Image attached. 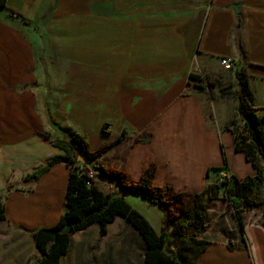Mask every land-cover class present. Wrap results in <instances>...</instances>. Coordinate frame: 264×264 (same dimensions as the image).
Wrapping results in <instances>:
<instances>
[{
    "label": "crops",
    "instance_id": "1",
    "mask_svg": "<svg viewBox=\"0 0 264 264\" xmlns=\"http://www.w3.org/2000/svg\"><path fill=\"white\" fill-rule=\"evenodd\" d=\"M223 56L244 74L264 118V0H7L0 7V228L13 236L0 245L1 253L11 250L7 263L22 256L24 230L53 226L63 214L64 163L37 180L25 177L63 154L52 143L74 133L90 151L107 146L86 161L92 173L107 166L136 181L153 165L154 186L198 193L215 181L222 145L230 174L253 175L234 150L229 123L207 119L210 103L189 78L223 70ZM131 130L142 135L134 144ZM93 175L102 193L155 210L115 180ZM131 227L116 216L104 235L96 223L71 233L60 264L134 263L131 238L141 239ZM243 231V249L222 244L223 252L240 254L235 264H264V228L244 221Z\"/></svg>",
    "mask_w": 264,
    "mask_h": 264
},
{
    "label": "trees",
    "instance_id": "2",
    "mask_svg": "<svg viewBox=\"0 0 264 264\" xmlns=\"http://www.w3.org/2000/svg\"><path fill=\"white\" fill-rule=\"evenodd\" d=\"M6 2L7 0H0V7H5ZM10 14L18 16L14 11H10ZM234 75L240 85L237 112L241 123L239 126L230 123L225 128L233 134L234 150L242 152L253 167V175L239 179L231 174L224 182L216 181L208 184L201 192L188 193L176 192L168 185L154 186L153 165L148 166L135 182L127 181L125 174L118 170L95 167L93 174L115 180L123 192L140 194L163 210L162 231L157 233L149 221L123 197L104 194L93 185V179L86 174V171H91L87 162L82 163L79 158H93L107 146L90 151L85 138L74 133L67 141L52 143L63 154L49 157L42 167L25 177L37 180L51 166L60 162L69 168L63 214L53 226L30 231L39 253L35 264H60V259L69 251L71 233L96 223L99 234L104 235L107 224L116 216L124 218L137 231L143 244L144 264H197L201 253L211 244V241L201 237L206 227V210L210 200L219 198L218 191L221 187L225 190L224 200L233 211L243 240L242 212L264 206V118L256 112L258 107L255 106L253 92L244 74L236 70ZM189 78L197 79L198 75L190 73ZM221 149L223 165L214 167V170L218 172L226 168L229 171L222 145ZM87 180L92 182L91 186L87 185ZM170 207L176 211L173 212ZM4 219V205L0 200V220ZM67 222L71 226V233L60 231ZM260 224L264 228V219ZM225 246L229 251L234 249L230 236L227 237Z\"/></svg>",
    "mask_w": 264,
    "mask_h": 264
},
{
    "label": "rangeland",
    "instance_id": "3",
    "mask_svg": "<svg viewBox=\"0 0 264 264\" xmlns=\"http://www.w3.org/2000/svg\"><path fill=\"white\" fill-rule=\"evenodd\" d=\"M234 72V69L229 71H223L221 68H219V70L217 71H213L212 73L204 75L203 79L199 76L196 79L194 87L197 89V91L204 93L205 102L210 103V107L207 110L208 120L211 121L212 119L217 118L218 120H222L224 124L233 123L234 126L240 125L241 120L237 112V106L239 104L238 101L240 94V85L237 79L235 78ZM212 106L214 108L213 110H215V114L212 110ZM128 136V138L131 139L130 142L132 144L142 139V135L135 130H131L128 133ZM106 168L118 170L116 168L107 166ZM123 173L125 174V172ZM215 177L216 178L213 183L217 181V173L215 174ZM126 180L130 182H135V180H128L127 178ZM224 194L225 190L221 187L218 191L219 198L215 200H210L208 208L206 210V227L204 232L201 234V237L211 241L214 245L212 246L211 251L203 257V264H235L241 258L240 254L232 256H230V254H225L223 252L222 247L220 246L222 244L225 245L227 237L230 236L232 238L234 248L243 249V242L241 241L240 234L238 231V224L233 216V211L230 205L226 200H224ZM136 195H139L144 198L140 194ZM144 200V202H146L144 204H151V202L147 198H144ZM154 208L155 210L150 209L148 207L146 210H144V208H139L141 212L137 208L135 209H137V211L140 212L149 221L153 229H159V232H161L162 223L164 220V213L163 210L157 205H154ZM170 208L173 212L176 211L175 208ZM242 218L245 222H250L259 225L261 220L264 219V206L259 209L244 210L242 212ZM131 229L134 230L132 227ZM30 231L31 230H29L28 235V231L24 230V234L21 237V246L24 248V251L22 256H19V258L16 259L15 264H23L24 258L26 256L29 257L27 264H35L39 259V253L35 249H33L32 245H30V241L32 240ZM12 238V235H10L9 233H4L2 231V228H0V245L2 247H8ZM141 247V241L137 239V237L135 239L131 238V255H133L132 258H134V263L132 264H142ZM10 251L11 250L6 249V251L2 253L0 252V264H10L6 261L7 256L11 255ZM88 262H90V264H97L96 258H92ZM253 262L254 261L249 258V264H253ZM61 264H65V260H63Z\"/></svg>",
    "mask_w": 264,
    "mask_h": 264
},
{
    "label": "built area",
    "instance_id": "4",
    "mask_svg": "<svg viewBox=\"0 0 264 264\" xmlns=\"http://www.w3.org/2000/svg\"><path fill=\"white\" fill-rule=\"evenodd\" d=\"M219 64L223 68V70L229 71L234 68V60L230 56H223L219 58ZM87 177L93 179V173L91 171H86ZM230 172L226 170V168H222L217 172V181L224 182L230 178ZM88 186L92 185L90 180L86 181Z\"/></svg>",
    "mask_w": 264,
    "mask_h": 264
},
{
    "label": "water",
    "instance_id": "5",
    "mask_svg": "<svg viewBox=\"0 0 264 264\" xmlns=\"http://www.w3.org/2000/svg\"><path fill=\"white\" fill-rule=\"evenodd\" d=\"M79 160H80V162L84 163V162L87 161V158H85V157H80ZM32 179H33V178H32ZM33 180H34V179H33ZM60 231H61V232H65V233H71V226H70V224H69L68 222L65 223V224L62 226V228H61Z\"/></svg>",
    "mask_w": 264,
    "mask_h": 264
}]
</instances>
